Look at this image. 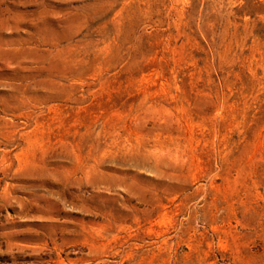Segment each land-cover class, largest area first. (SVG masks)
<instances>
[{
	"label": "rangeland",
	"instance_id": "obj_1",
	"mask_svg": "<svg viewBox=\"0 0 264 264\" xmlns=\"http://www.w3.org/2000/svg\"><path fill=\"white\" fill-rule=\"evenodd\" d=\"M0 264H264V0H0Z\"/></svg>",
	"mask_w": 264,
	"mask_h": 264
}]
</instances>
